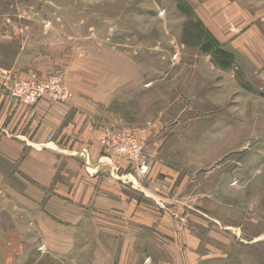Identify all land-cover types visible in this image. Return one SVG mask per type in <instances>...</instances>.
<instances>
[{
  "label": "rangeland",
  "instance_id": "1",
  "mask_svg": "<svg viewBox=\"0 0 264 264\" xmlns=\"http://www.w3.org/2000/svg\"><path fill=\"white\" fill-rule=\"evenodd\" d=\"M52 76L67 98L24 106L102 94L98 143L160 193L161 225L121 236L110 213L107 230L65 231L40 213L34 230L0 183L20 264H264V0H0L5 91ZM110 133L137 150L112 152Z\"/></svg>",
  "mask_w": 264,
  "mask_h": 264
},
{
  "label": "crops",
  "instance_id": "2",
  "mask_svg": "<svg viewBox=\"0 0 264 264\" xmlns=\"http://www.w3.org/2000/svg\"><path fill=\"white\" fill-rule=\"evenodd\" d=\"M3 86L0 82V183L22 203L24 197V208L34 211L31 229H38L41 213L51 224L63 223L65 231L86 229L87 223L107 230L103 214L111 213L126 216L118 228L125 232L121 236L154 223L152 229L159 230V218L156 221L150 210L160 193L146 186L148 178L128 174L125 162L98 143L102 131L92 116L104 101L102 94L70 89L67 104L44 98L32 109L17 104ZM14 217L18 223L22 215ZM9 229L0 225V264H20L22 252L13 254L22 240L8 239Z\"/></svg>",
  "mask_w": 264,
  "mask_h": 264
},
{
  "label": "built area",
  "instance_id": "3",
  "mask_svg": "<svg viewBox=\"0 0 264 264\" xmlns=\"http://www.w3.org/2000/svg\"><path fill=\"white\" fill-rule=\"evenodd\" d=\"M59 83V79L55 76L41 79H20L10 82L6 91L11 99L23 105H33L44 95H50L55 100L64 101L68 94ZM102 144L109 146L112 152L124 156H130L129 154L137 150L136 142L128 140L121 134L110 133L102 140ZM147 163L146 158H142L140 166L141 172L147 173L149 171Z\"/></svg>",
  "mask_w": 264,
  "mask_h": 264
}]
</instances>
